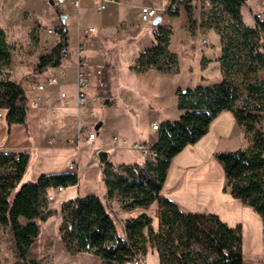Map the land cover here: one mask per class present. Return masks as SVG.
<instances>
[{
    "label": "trees",
    "instance_id": "16d2710c",
    "mask_svg": "<svg viewBox=\"0 0 264 264\" xmlns=\"http://www.w3.org/2000/svg\"><path fill=\"white\" fill-rule=\"evenodd\" d=\"M210 7V28L220 35L222 53L219 58L223 78L215 83L179 88L177 120L160 123L157 142L152 146L156 156L143 163L115 165L103 160V180L109 199H117L125 209L149 207L159 203V227L153 218L142 213L124 221L126 236L117 228L115 216L107 202L96 194L77 196L61 205V239L71 254L89 252L101 259V264H125L139 253L146 254L149 246L157 249L161 264H244L242 225L230 226L216 213L188 212L161 194L172 159L190 144L205 136L213 119L222 111H232L238 123L250 134L247 147L218 151L215 158L226 175L225 191L241 199L257 212L264 222V23L248 25L241 8L247 0H200ZM176 4V10L172 6ZM190 0H168L167 10L179 16L184 6L190 29L198 23ZM55 6L62 16V8ZM221 13V14H219ZM158 26L155 43L141 53L132 68L144 73L178 72L177 54L170 49L173 29ZM69 45L65 20L60 27V39L50 53L43 54L33 68L39 74L62 65V51ZM12 61L11 46L5 30L0 27V107L6 110L8 124H26L29 99L22 81L11 80L4 69ZM106 62L101 69L97 95L111 97ZM240 74L239 82L230 77ZM19 157L16 159V157ZM29 155L10 151L0 152V264L1 239L7 231L13 244L16 264H43L30 258L39 236L40 223L54 214L48 196L52 189L77 185L74 173L43 174L35 182H22Z\"/></svg>",
    "mask_w": 264,
    "mask_h": 264
},
{
    "label": "crops",
    "instance_id": "0c3cea01",
    "mask_svg": "<svg viewBox=\"0 0 264 264\" xmlns=\"http://www.w3.org/2000/svg\"><path fill=\"white\" fill-rule=\"evenodd\" d=\"M74 1L66 0L65 3L67 5L65 12L77 13L78 21L77 25H69L67 23L68 14H65V24L69 36V56L62 62V66L66 70V76L59 84L47 85L43 91H40L42 103L39 106L32 104L35 95L38 93L35 85L46 81L51 75L57 73L59 67L35 74L32 72L34 67L31 70L16 72L13 65V69L9 71L8 76L11 80L23 82L30 106L26 124L13 123L11 125L8 124L6 110L0 107V113L2 114L0 116V152H22L29 155V164L24 174L27 182H35L43 174H77L79 177L78 184L63 190L65 192V190L71 188L74 189V192L59 198L60 204L62 205L64 201L77 196L99 195L113 211L118 231L122 236H126L124 221L142 213L149 214L153 218L154 228L158 229L159 203L157 200L149 207H136L129 210L123 208L121 202L117 199H109L107 197V189L103 180V160L107 158L108 161L117 166L143 163L147 158L140 151L132 148V144L139 142L152 148L159 136V131L153 128V123L156 121L162 123L165 120L175 118L171 117L170 113L165 111V109L154 111L156 109L155 106L152 103H148L142 96L135 98L132 82H127L126 76L129 77V80H142V78L149 77L152 83L156 85L162 80L163 76L176 72L162 73L155 69H149L144 73H139L132 68L134 62L130 66V70H124L121 61L126 62L128 58L121 59L122 57H120V52L124 57L129 52V49L133 48L135 53L131 58L135 60L155 43L153 22L145 24L141 20V5H150L157 8L159 16L162 18V24L172 27L173 34L171 36L170 49L173 51L171 44L175 29L172 25V15H167L166 13L168 0H159L157 3L151 0L111 1L106 6L109 11L105 19L109 23L88 25L94 27L95 32L89 33L85 37L87 61L95 70L102 69L106 62L111 64L108 70L111 97L107 102L106 99L99 97L97 95L98 84L95 83L89 91V108L93 109L95 104V109L98 108L100 111L99 106L101 105L104 108L107 105L113 106L117 100L114 92L115 84L120 86L122 92L128 95V98L123 99V107L121 108V117L124 125H121L116 130L120 136V138L117 136L118 142L107 139L110 123L107 114L103 110H101L98 119H94V117H90L92 114H83V110L79 108L77 103L76 60L79 28L89 23L87 22L88 9L94 5L95 0H79L80 4L78 7L74 5ZM53 5H55V0H0V27L5 30H18L23 27L30 28L35 25H42L44 17L38 14H41L43 10L49 11ZM244 6L246 4L241 8L243 18ZM255 10L264 13V0H260L256 4L253 12ZM26 12L29 15L27 19H24L22 14ZM194 12H197V9H194ZM182 13L187 15L185 8L180 9L179 15ZM132 15H135V21H129ZM244 21L248 25L256 24L254 17H252V21H247L245 18ZM188 24L187 16V23L185 24L186 43L189 47L191 45L193 47L192 53L197 64L196 73L201 78L197 83H193L191 87H195L196 84L207 85L220 81L223 78L219 61L222 53L220 35L214 28L210 27L203 34L201 25H199V31L194 30L192 32L191 29H187L186 25ZM72 27L78 29L76 44H72L70 40L69 32ZM189 32L192 35L191 37L188 36ZM53 36L58 41L54 34ZM116 69L117 72L123 75H119L121 80L119 78L116 79L117 77L114 74ZM210 74H212V79L208 77ZM259 77L264 79V71L259 72ZM179 88H176V94ZM62 92L66 93V98L61 97ZM55 101L60 102V106L57 108L56 116H51L45 111V105ZM147 106L150 107L146 108ZM141 109L149 111L150 115L147 119H139L138 115ZM180 114L181 111L179 110ZM261 114L263 117L261 126L264 129V112ZM89 124H94L95 129L98 130V132L95 131L96 137L94 140H88L86 133L81 131L83 127H89ZM101 133L102 136L100 135ZM250 136L245 128L238 123L232 111L225 110L220 112L211 122L209 131L205 136L197 143L188 145L172 159L161 194L175 201L180 209L184 211L212 212L218 214L230 226L241 224L244 258L247 254H245L247 245H249V250L252 253L248 261L246 258L244 259V264H264L263 219L250 206L243 204L241 199L233 197L229 189L227 191L224 190L226 175L222 164L215 158V153L218 151H232L247 147L250 143ZM125 140H127V144L124 143ZM98 153L99 156L97 155ZM71 164H74V168L70 167ZM94 167L100 170V177H98L97 170L95 179L89 177L88 173L86 174V171ZM217 172H220L221 176H223V182L216 179ZM81 181L88 186L95 184L98 188L94 191L87 188V191L83 193H79L80 191L78 190L76 193L75 189L80 188L79 184ZM61 205L57 207V210H61ZM59 214V221L61 222L60 211ZM63 244L60 242V245H58L61 249V255H59L57 260L58 264H101L99 256L89 252L71 254ZM146 255L147 262L145 264H161L157 249L149 246ZM125 264L134 263L131 261Z\"/></svg>",
    "mask_w": 264,
    "mask_h": 264
},
{
    "label": "rangeland",
    "instance_id": "374dc122",
    "mask_svg": "<svg viewBox=\"0 0 264 264\" xmlns=\"http://www.w3.org/2000/svg\"><path fill=\"white\" fill-rule=\"evenodd\" d=\"M154 3L159 2V0H151ZM193 4L192 6L194 9H197V12H194V17L197 19L198 23L196 25V29L199 31V25L202 26L201 31L204 34L207 28L209 26L207 24L202 25V23L209 22L210 19V7L208 5H204L200 0H190ZM249 1L246 3V6H244V18L247 21H252L253 17V10L256 8V4L260 2V0H247ZM97 4L98 2L95 0L94 5L90 6L88 9V17L87 22L84 26L88 25H99V24H108L109 22H106L105 17L108 15V7L104 10L98 11L97 10ZM248 5V7H247ZM54 7V8H53ZM50 8L48 11H42L41 14L43 15V22L42 25H35L30 28H20L18 30H5L7 41L11 46V53H12V61L8 68H5L4 71L6 74H9V71L14 69L16 72L25 71V70H31L33 67L36 66V64L39 62L40 57L43 54L50 53L54 46L56 45L57 41L52 33L49 32V29H55L62 26V19L61 14L58 12V9L55 5ZM182 7V6H181ZM180 9H183L181 8ZM67 8V5L65 4L61 10H63V14H68L67 23L69 25H75L77 21V13L73 12H65V9ZM179 9V10H180ZM251 9V10H250ZM167 15H170L166 8ZM221 14V13H219ZM28 13H23L22 17L24 19L28 18ZM103 19V20H102ZM136 17L135 15H132L129 18V21H135ZM106 22V23H105ZM187 23V15L186 13H182L179 16H172V25L175 29V33L172 39V48L173 51L176 52L178 57V64H179V70L176 73H170V75L163 76L162 80L159 81L158 84L154 85L152 83V80L148 78H142V80H129V77L126 76L127 82H132L133 90L135 91V98H138V96H142L148 103H152V105L155 106V110L161 111V109H165V111H168L171 115V117H175L172 120H177L179 115L178 105H177V94H176V88H183L186 89L188 87H191L193 83H197L201 78L198 77L199 75L197 72V64L195 63L194 57H193V47L192 45L189 47V45L186 43L187 35L185 33V24ZM137 24V22H136ZM145 24H149L148 22H145ZM77 25V24H76ZM187 29L190 30V25H186ZM200 31V33H201ZM70 40L72 44H76L78 40V29L72 27L70 28ZM189 37H191V33L189 32ZM212 39V38H211ZM213 40V39H212ZM134 45V44H131ZM121 51V50H120ZM135 53V50L133 48L129 49V52L123 57L120 52L121 59H127L128 61L124 62L121 61V65L123 66V69H129L130 66L134 62V58L132 59ZM132 59V60H131ZM129 63V64H125ZM122 69V68H121ZM120 69V70H121ZM114 74L116 75V79L119 78L121 80V76H123L121 73L114 71ZM121 74V76H119ZM136 76V75H135ZM215 76V75H214ZM114 77V75H113ZM208 77L212 79V74H210ZM230 79L233 82H239L240 74L232 75ZM198 84H196L197 86ZM158 88L156 89V87ZM135 88V89H134ZM115 97H116V103L111 106L107 105L105 108L99 106L100 111L95 109V104L92 112V115L90 117H94V119H98L99 115L101 114V110L105 112L108 116V121L110 123V129L109 134L107 136V139L109 141L113 140L114 136H119L117 134V129L121 125H124L123 119L121 117L123 107V99L128 98V95L123 93L120 86H116L115 84ZM134 96V95H133ZM150 106H147L146 108H149ZM102 112V113H103ZM155 114V113H154ZM150 115L149 111L147 110H140L139 112V119H147V117ZM90 130H94L98 132V130L95 129L94 124L90 125L88 127ZM102 136V133L100 134ZM99 156V153L97 154ZM97 170H98V177H100V170L97 167L89 169V171H86V174L91 178H96L97 176ZM216 179L220 182H223V176H221L220 172H217ZM22 182H27L26 179L23 177ZM225 185L227 183V180L224 181ZM80 188L75 189L76 193L79 190V193H83L84 191H87V188L92 189L91 191H94L98 187L95 186V184H91V186L85 185L83 181L79 184ZM71 192H74V189L68 188L65 190V192H61L59 195L58 192L55 189H52L50 191L51 194L57 197V201L50 202V208L54 210V214L48 218L46 221L38 220L40 223V233L39 236L30 252V258H36L40 259L43 264H58V257L61 255V249L58 245L63 244V241L61 239L59 227H60V214L57 210V207H59L61 204L58 201L59 198H62L64 195H68ZM64 245V244H63ZM249 245H247V250L245 251V258L248 261L249 258H251V251L249 250ZM1 260L2 264H16V257L15 252L13 248V244L11 241V237L7 231L3 232L2 239H1Z\"/></svg>",
    "mask_w": 264,
    "mask_h": 264
},
{
    "label": "built area",
    "instance_id": "2783aa9c",
    "mask_svg": "<svg viewBox=\"0 0 264 264\" xmlns=\"http://www.w3.org/2000/svg\"><path fill=\"white\" fill-rule=\"evenodd\" d=\"M98 2L97 4V10L101 11L104 10L107 6V4L111 1H119V0H96ZM206 4H209L208 0H205ZM66 0H55V4H57L60 8H63L65 5ZM80 4L79 0L74 1V5L78 7ZM172 10H176V4L172 6ZM159 16V11L157 8L152 7L150 5H141L140 6V17L143 22H153L155 18ZM254 20L256 21V24L258 23H264V13L259 10H255L253 12ZM158 31V26H153V34L156 35ZM50 33H53L57 39H60V27L55 29H49ZM95 32V28L92 26L87 27H80L79 28V44L77 49V60H76V68H77V75H76V88H77V103L80 109L83 110V114H92V111H90L89 105H88V99L90 97L89 91L93 88L94 84H100L101 83V69H93V67L89 64L86 58L85 54V37L89 33ZM69 56V50L68 46L65 47L62 51V60L64 61ZM66 76V70L61 65L59 66V70L57 73L51 75L46 81L37 83L35 85V88L38 90V93L35 95L34 100L32 104L34 106H39L42 103V95L40 94V91H43L47 85H57L60 83V81ZM62 98H66V93H61ZM60 106V102L55 101L51 104L45 105V111L50 114L51 116H56L57 114V108ZM0 116L2 114L0 113ZM160 123L154 122L153 128L159 129ZM82 132H85L87 135L88 140H94L96 137V133L94 130H90L87 126L83 127L81 129ZM113 140L115 142H118V137L114 136ZM124 143H128L127 140L124 141ZM132 148L135 150L140 151L146 158H154L156 156V152L153 151L151 147H147L144 144H141L139 142H135L132 144ZM98 157V156H97ZM19 157L17 156L16 159ZM71 168H74V164H71ZM65 188L60 186L56 188L55 190L58 192V194H61ZM49 202H53L57 200V197L53 194L49 193L48 196ZM134 264H145L147 262V255L144 253H139L135 256V258L132 261Z\"/></svg>",
    "mask_w": 264,
    "mask_h": 264
},
{
    "label": "water",
    "instance_id": "95a60500",
    "mask_svg": "<svg viewBox=\"0 0 264 264\" xmlns=\"http://www.w3.org/2000/svg\"><path fill=\"white\" fill-rule=\"evenodd\" d=\"M65 15L62 16V20H65ZM162 20L161 16H157L154 20V24H157L158 22H160ZM109 99H106V102L108 101ZM99 126V125H98ZM98 126H96V128H98ZM103 153V152H102Z\"/></svg>",
    "mask_w": 264,
    "mask_h": 264
}]
</instances>
